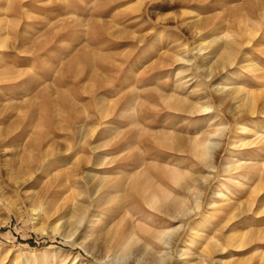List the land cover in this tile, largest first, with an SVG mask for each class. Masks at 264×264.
Instances as JSON below:
<instances>
[{"label":"rangeland","instance_id":"1","mask_svg":"<svg viewBox=\"0 0 264 264\" xmlns=\"http://www.w3.org/2000/svg\"><path fill=\"white\" fill-rule=\"evenodd\" d=\"M0 264H264V0H0Z\"/></svg>","mask_w":264,"mask_h":264},{"label":"bare ground","instance_id":"2","mask_svg":"<svg viewBox=\"0 0 264 264\" xmlns=\"http://www.w3.org/2000/svg\"><path fill=\"white\" fill-rule=\"evenodd\" d=\"M249 35V34H248ZM252 37V36H251ZM248 40V39H247ZM246 40V41H247ZM233 52H234V47H232V43H230V44H228L227 45V47H226V50H224L223 52H221V55H220V57H219V59L217 60V62L216 63H214V65H213V68L214 69H225L226 68V66L227 65H231L233 62H234V54H233ZM224 95V94H223ZM236 92H231L230 94H229V96H228V98H229V100H233V101H235V100H237L236 102H235V110L237 111V114H241V115H249V114H254V108L257 106V104H256V102H257V99L255 98V96H253V95H250V94H245L244 96H242V98L241 99H237V97H236ZM256 105V106H255ZM204 111H206V109L204 110ZM255 111H256V108H255ZM257 112V111H256ZM263 113V112H262ZM255 115V114H254ZM259 115V114H258ZM253 116V115H252ZM205 147V146H204ZM199 148V147H198ZM205 151V150H204ZM204 151H202L203 152V154L205 153ZM202 154V153H201ZM227 172V171H226ZM93 194V193H92ZM92 194H89V198H90V204H89V206H79L77 209H76V211H75V213L77 214V223H79V222H81L82 220H88L90 217H92V218H94L95 216H96V213H98V211L97 210H95V209H97V208H99L100 207V204H98V203H95L94 202V200H93V198H91L92 197ZM197 194V193H196ZM200 195V194H199ZM198 199V198H197ZM196 202V201H195ZM176 207V205L173 207V209H169L170 211L172 210V211H175V213L178 211L179 212V215H183V217L184 216H186L185 214H184V212H185V209H174ZM179 207V206H178ZM188 212V211H187ZM187 214V213H186ZM178 215V214H177ZM181 215V216H182ZM90 220V219H89ZM91 221V223H93L92 222V220H90ZM93 225L91 224L90 225V227H92ZM120 231V230H119ZM122 233V232H121ZM117 235V234H116ZM115 235V236H116ZM130 235H131V232H130ZM129 236V235H128ZM87 237V236H86ZM119 237V236H118ZM125 238V237H124ZM118 239V238H117ZM117 239L116 238H114V237H110V238H108L107 239V241L108 242H111V243H113L114 245L117 243L116 241H117ZM128 239H129V237L127 238H125L124 240H123V238L121 239V241L119 242V243H117V244H121V245H119V246H121V249L120 250H122V252H126V250H127V246H128V244H129V242H128ZM110 240V241H109ZM119 240V239H118ZM159 240V239H158ZM108 245H110V244H108ZM113 246V245H112ZM83 248H87V247H83ZM114 248H116V247H114ZM87 250V249H86ZM157 261V260H156ZM163 261V260H162ZM155 263H157V262H155Z\"/></svg>","mask_w":264,"mask_h":264}]
</instances>
